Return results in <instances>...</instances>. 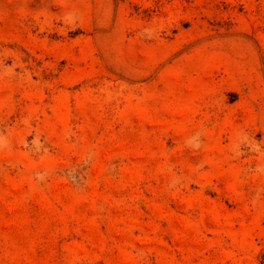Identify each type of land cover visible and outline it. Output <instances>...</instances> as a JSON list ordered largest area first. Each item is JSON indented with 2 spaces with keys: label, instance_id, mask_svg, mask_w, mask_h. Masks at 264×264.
Masks as SVG:
<instances>
[{
  "label": "rangeland",
  "instance_id": "obj_1",
  "mask_svg": "<svg viewBox=\"0 0 264 264\" xmlns=\"http://www.w3.org/2000/svg\"><path fill=\"white\" fill-rule=\"evenodd\" d=\"M0 264H264V0H0Z\"/></svg>",
  "mask_w": 264,
  "mask_h": 264
}]
</instances>
